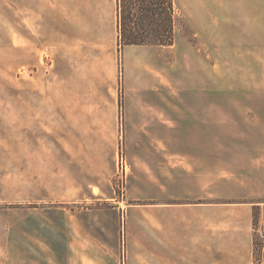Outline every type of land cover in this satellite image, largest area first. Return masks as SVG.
Masks as SVG:
<instances>
[{
    "label": "crops",
    "instance_id": "crops-1",
    "mask_svg": "<svg viewBox=\"0 0 264 264\" xmlns=\"http://www.w3.org/2000/svg\"><path fill=\"white\" fill-rule=\"evenodd\" d=\"M180 1L195 17L219 18L220 9L226 17L264 16L263 0ZM215 66L212 60L205 72H195L187 64V75L209 87ZM134 68L137 74L144 71L139 63ZM159 75L166 84L167 76ZM148 86L125 91L131 169L125 198L115 196L110 181L117 152L107 155L102 120L90 116L100 114L99 107L69 108V129L82 137L68 139L66 148L59 139L62 149L52 140L47 159L36 154V174L51 178L53 190L51 197L40 196L38 188L39 196L25 201L49 203L55 216L49 222L30 220L40 233L23 237L15 255L20 264H254L253 241L264 239V137L221 138L218 91L179 95L169 86ZM195 103L202 107V119L193 115ZM37 186L49 187L43 180ZM62 203L66 212L59 210ZM11 251L6 246V256Z\"/></svg>",
    "mask_w": 264,
    "mask_h": 264
},
{
    "label": "rangeland",
    "instance_id": "rangeland-1",
    "mask_svg": "<svg viewBox=\"0 0 264 264\" xmlns=\"http://www.w3.org/2000/svg\"><path fill=\"white\" fill-rule=\"evenodd\" d=\"M171 3L170 38L163 44H134L120 36L117 0H0V264H20L15 255L23 237L40 233L30 220L49 222L55 216L51 204L25 200L39 196L38 188L40 196L48 192L51 197L53 190L51 178L36 174V154L47 159L52 140L55 149H62L59 139L66 148L68 139L82 137L69 129V108L99 107L100 114L90 116L102 120L100 137L107 155L117 152L128 164L124 195L116 187V160L110 176L120 199L131 175L124 134L126 90L169 86L180 95L209 88L220 92L221 138L264 137V16L226 17L227 11L220 9L219 18L195 17L180 0ZM212 60V86L187 75V64L205 72ZM138 63L142 74L134 72ZM154 66L167 76L166 84L160 83ZM191 107L194 117L202 119V107ZM203 112L207 117V110ZM42 180L48 189L37 186ZM60 205L66 212L67 204ZM6 246L12 256H6ZM263 250L264 239L256 236L254 264L261 262Z\"/></svg>",
    "mask_w": 264,
    "mask_h": 264
},
{
    "label": "trees",
    "instance_id": "trees-1",
    "mask_svg": "<svg viewBox=\"0 0 264 264\" xmlns=\"http://www.w3.org/2000/svg\"><path fill=\"white\" fill-rule=\"evenodd\" d=\"M124 43L163 44L173 32L171 0H117Z\"/></svg>",
    "mask_w": 264,
    "mask_h": 264
},
{
    "label": "built area",
    "instance_id": "built-area-1",
    "mask_svg": "<svg viewBox=\"0 0 264 264\" xmlns=\"http://www.w3.org/2000/svg\"><path fill=\"white\" fill-rule=\"evenodd\" d=\"M127 169L128 164L126 158H124L122 155L119 157H116V170L118 174V179L116 180V187L121 193V195H124V188H125V180L127 176Z\"/></svg>",
    "mask_w": 264,
    "mask_h": 264
}]
</instances>
